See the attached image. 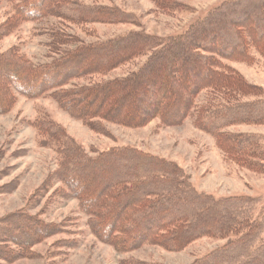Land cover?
Wrapping results in <instances>:
<instances>
[{
    "label": "trees",
    "instance_id": "obj_1",
    "mask_svg": "<svg viewBox=\"0 0 264 264\" xmlns=\"http://www.w3.org/2000/svg\"><path fill=\"white\" fill-rule=\"evenodd\" d=\"M151 1L162 11L185 7L176 0ZM48 17L75 24L137 23L132 14L116 6L80 0H16L12 14L0 24V39L23 22ZM53 40L56 47L78 42L60 31ZM253 50L264 54V0L224 1L176 36L131 31L80 43L49 63L35 65L14 47L0 52V113L9 112L16 94H21L49 96L90 126L112 122L141 127L153 120L171 126L192 116L195 126L212 135L228 159L264 173V135L226 130L240 124L264 125V89L226 63H250ZM142 56H147L145 62L124 76L66 87L73 79L108 75ZM207 89L220 94L222 102L198 107L196 99ZM120 108L123 113L118 114ZM35 126L42 143L55 146L60 157L49 181L62 182L63 196L79 201L92 233L117 251L144 244L180 251L201 237L232 235L193 264H264V243L255 246L264 222L252 209L260 198L215 199L198 192L177 164L160 156L115 147L90 157L49 117L37 120ZM61 232V225L25 211L9 214L0 220V261L33 258V246Z\"/></svg>",
    "mask_w": 264,
    "mask_h": 264
},
{
    "label": "rangeland",
    "instance_id": "obj_2",
    "mask_svg": "<svg viewBox=\"0 0 264 264\" xmlns=\"http://www.w3.org/2000/svg\"><path fill=\"white\" fill-rule=\"evenodd\" d=\"M80 1L88 5L116 6L132 14L137 23L75 24L57 17L23 22L0 39V52L16 47L21 55L37 65L51 62L80 43L104 41L131 31H145L162 38L176 36L227 0H176L185 7L168 11L158 9L151 0ZM15 3L16 0L0 1V24L12 14ZM56 31L74 37L78 42L56 47L53 40ZM252 55L250 63H226L248 82L264 89V54L253 50ZM146 59L147 56L139 57L105 76L73 79L66 87L124 76L137 70ZM221 98L220 94L207 89L198 95L196 104L199 107L209 102L218 103L222 102ZM15 100L9 112L0 113V220L9 214L25 211L47 223L61 225L63 232L33 246L35 257L11 263L0 261V264H121L124 260L147 264H193L232 238V235L222 239L201 237L180 251L144 244L128 252H119L101 241L92 233L89 216L83 213L79 201L63 196L65 187L62 182L56 179L49 181L58 169L60 157L55 146L42 143L43 137L35 122L43 117H49L62 127L90 157L115 147H130L174 162L198 192L212 195L215 199L239 195L260 198V203L253 205L252 209L254 216L259 215L264 222V173L241 167L228 159L215 138L195 126L192 116L171 126L153 120L141 127L112 122H102L98 127L72 117L49 96L28 98L16 94ZM120 109L118 114L123 113ZM226 130L264 135V125L240 124ZM66 243L76 246L67 247ZM263 243L264 223L255 246Z\"/></svg>",
    "mask_w": 264,
    "mask_h": 264
}]
</instances>
